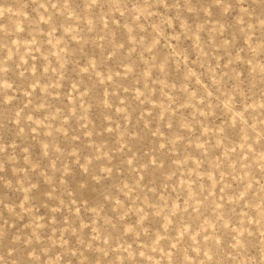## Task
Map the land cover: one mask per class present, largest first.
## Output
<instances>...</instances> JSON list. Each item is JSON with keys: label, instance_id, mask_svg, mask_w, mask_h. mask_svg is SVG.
<instances>
[{"label": "rangeland", "instance_id": "rangeland-1", "mask_svg": "<svg viewBox=\"0 0 264 264\" xmlns=\"http://www.w3.org/2000/svg\"><path fill=\"white\" fill-rule=\"evenodd\" d=\"M0 264H264V0H0Z\"/></svg>", "mask_w": 264, "mask_h": 264}]
</instances>
